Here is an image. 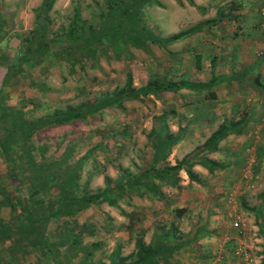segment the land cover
I'll return each mask as SVG.
<instances>
[{
  "label": "rangeland",
  "instance_id": "rangeland-1",
  "mask_svg": "<svg viewBox=\"0 0 264 264\" xmlns=\"http://www.w3.org/2000/svg\"><path fill=\"white\" fill-rule=\"evenodd\" d=\"M40 1L1 0L0 2L3 4L0 8V22L3 23L0 28V175H4L0 176V188L10 192L11 182L15 181L14 178L6 176L8 166L5 155L2 154L1 144L3 140H7L10 146L9 152L15 156L17 175L23 171L29 175H37L34 170L45 167V172L39 174L42 178V175L48 172L61 175L60 173H64L65 169L72 167L73 170L76 167L78 192L75 193L79 196L82 189H85L84 182L88 189L86 175H118V169L126 167L135 171L136 162L133 157L135 149H140V144L145 140L146 129L156 119L155 116H151L152 96L160 98L159 102H155L158 106L157 111L168 105L175 107L177 97L162 90L156 95L148 94L144 98H124L119 105L100 110L87 116L86 120L71 119L61 124L31 129L29 141L19 136L18 124L16 126L17 122L13 120H19L18 117H21V120L31 121L64 110L66 105L111 93L112 90L121 88L126 81L133 89L144 85L150 79L173 82L180 78V75L170 69L174 61L177 64L181 62L180 67L184 72H189L195 57L187 56L186 52L181 51L185 49V40L178 43L169 42L166 45L156 42H147L141 46L127 44L123 49L121 48L117 56L115 52L117 46L107 41L103 45V52L97 48L94 60L84 58L76 62L73 67L61 61V58L52 56L51 52L45 56L49 58L42 57L36 63L27 66L29 57L33 58L31 49L34 44L25 41V37L29 36L33 27L34 11ZM75 7L81 18L98 25L103 18L105 3L104 0H52L47 12L50 34L57 31L60 26L68 25ZM214 9L215 4L208 0H157L156 3L145 4L139 10L147 30L164 40L171 34L199 25L201 17L213 12ZM199 27L200 25L197 26ZM25 47L28 51L25 61L21 63L20 59L19 65L16 66L15 57L21 52L20 49ZM58 48L57 45L54 47L56 50ZM174 109L176 108H173V111ZM171 115V117L165 116L167 125L174 124L175 119L181 122L179 117ZM29 151L33 155L32 162L27 157ZM84 155L87 158L77 167V161ZM59 159L63 162L51 165L47 163ZM247 167L251 170L253 165ZM26 177L28 175L18 179L19 182L16 183L19 189L16 198L10 196L0 204V222L7 221L12 231L17 230L18 233L15 239L0 238V264H74L76 262L82 264L73 258L75 250H66L61 239L57 243L48 240L59 233L62 234L66 220H75L77 224L81 222L88 224L87 221H93L99 227L103 225L102 229L105 225H112L114 221L122 222L124 225L127 222V219L124 220V212L116 215L110 212L104 203L94 206L91 211H79L72 217L61 215L57 217L61 206L52 205L47 196H33L31 189H28L29 181ZM195 177L196 179L191 177L189 180L184 175H174V183L166 182L160 185L163 193L167 194L163 195L166 198L163 201L164 206L178 208L179 205L186 204L187 209L190 210L188 214L184 212L188 233L194 230L192 235L194 233L197 235L195 241L202 244V247L214 256L207 263L231 264L229 263L231 260L232 264H260L256 251L260 252L264 244L261 238L264 227H258V217L254 208L264 204L262 196L264 175H195ZM132 196V202H129V206L123 205V210L132 212L136 207H142L136 206L139 200L133 194ZM39 197L42 198L40 204L35 203L33 200ZM6 206L13 210L8 211ZM207 206L212 209L205 210ZM26 208L32 213L28 220L29 224L19 223L16 215L20 209ZM51 209L53 210L50 211ZM165 215L166 213L159 215L157 221H162ZM230 215L235 216L237 220L231 221ZM33 219L37 223L31 224ZM23 221L25 222L24 217ZM200 221L203 223V228L195 229L194 225ZM228 222L232 226L233 222H236L237 225L233 228L238 229V232L230 228ZM19 228L30 241L39 235L42 242H49V245L42 248L40 247L42 242L25 243L23 241L25 235L19 236ZM45 230H48V237L44 235ZM133 232L130 230L128 234L131 235ZM99 235L92 240L95 241L99 237L100 242V245L91 250L89 259L93 257V264L106 263V256L110 250H114L113 242L117 239L114 234L111 236L100 232ZM130 239L133 237L130 236ZM231 239L234 240L233 243L230 242ZM190 246L193 247L192 251L195 248L197 252L199 251V245L190 244ZM131 249L130 241L121 244V252ZM200 260L191 256L188 262L204 264L201 257Z\"/></svg>",
  "mask_w": 264,
  "mask_h": 264
},
{
  "label": "crops",
  "instance_id": "crops-1",
  "mask_svg": "<svg viewBox=\"0 0 264 264\" xmlns=\"http://www.w3.org/2000/svg\"><path fill=\"white\" fill-rule=\"evenodd\" d=\"M208 1L215 4L214 11L201 17L199 28L174 41L178 43L185 40V49L181 51L186 52L187 56H199L198 61L193 60L189 72H184L180 67L181 62L177 64L174 61V64L170 66L175 74L180 75L179 79L173 80L177 87L167 90L177 97L175 107L168 105L157 111L158 106L155 102H159L160 98L152 96L151 116H155L156 119L146 129L145 140L140 144V149H135L133 155L136 162L135 171L126 167L118 169V175H86L88 193H94L106 187L104 176L108 177V185L112 193L116 191L117 186H120L121 197L116 199V206L110 205L106 200L98 204L104 203L108 210L116 215L124 212V220L127 219L125 225L114 221L112 225H105L104 229H102L103 225L99 227L95 225V222L87 221V228L92 227L95 233L82 241L87 244L86 250L90 248L88 245L100 232L111 236L114 234L117 236V239H114L115 243L113 242L114 247L117 246L120 249L118 256L116 253L118 260L133 251L135 238H140L144 244H147L152 241L154 235L168 229V232L174 233V237L171 236L167 243L176 249L170 256H167L166 260L158 264H189L188 260L191 256L199 260L201 257L205 264L214 256L206 251L202 244L196 241L189 242L194 230L188 233L185 227L187 219L185 215L190 210L183 203L177 209L183 208L184 210L174 214L176 207L164 206L163 201L166 198L163 195L167 194L163 193L161 186H157L158 180L153 178L154 174H152L156 172L152 170L153 172L145 175L144 178V170L150 169L151 165L156 171L161 170L164 165L174 166L182 159L176 172L169 171L171 175H184L189 180L191 178L188 175H192V179H196L195 175H264V53H258L262 41L258 9L264 0ZM173 108H176L175 111ZM170 113L176 118L179 117L181 122L175 119L174 124L167 125L165 116L171 117ZM220 126H223L225 134L217 141L215 147L203 146L205 139ZM152 130L153 132L149 134ZM164 136L170 139L169 143L167 142V154L164 160L158 158L152 164V157L161 155V151L158 152V145ZM247 165H253L252 169L249 170ZM21 176L24 178L25 175H14L13 177L21 178ZM42 176L41 178V175H28L26 177L29 181L28 186L32 182L41 183L42 180L48 178L49 182L44 184L45 190L40 188L41 190L36 195L47 196L48 200L53 203L52 205H55L61 198L59 196L62 195L56 183L63 182V175ZM150 176L151 181L156 185L155 188L147 186L149 183L146 181H149ZM73 180L77 181L78 175ZM132 181H137L134 188L128 185ZM73 187L74 185L70 183L66 187V192L73 194L75 192ZM132 194L139 200L136 206L142 207H136L132 212L125 211L123 205L129 206V202H132ZM98 204H90L84 211H91ZM211 209L212 207H208L205 210L210 211ZM185 211L186 214H184ZM254 212L258 217V227H264V204L255 207ZM164 213H166L165 218L157 221L158 216ZM230 218L232 221L235 216L230 215ZM202 224L200 221L194 225L195 229L203 228ZM228 226L238 232L232 224L229 225V222ZM130 230L135 233L129 235ZM205 234L208 233L205 232ZM44 235L49 236L48 230H45ZM130 236L133 239H130ZM89 237L92 238L89 239ZM261 238L264 241L263 235ZM48 240L57 243L60 235L57 234ZM95 241H99V237ZM129 241L132 249L121 252V244H127ZM41 242L40 238L39 243ZM230 242L233 243L234 240L231 239ZM66 243H64L65 248ZM190 244L199 245V251L197 252L196 248L192 251L193 247ZM112 251H109L106 263L103 264H108L112 259ZM256 253L259 260L264 257V244L260 252L256 251ZM82 254L75 255L73 257L75 261H79ZM90 256H87V262L93 264V257L89 259ZM129 261L131 258L125 259L123 263L130 264ZM229 263L232 264V261L229 260ZM199 264L202 263L199 262Z\"/></svg>",
  "mask_w": 264,
  "mask_h": 264
},
{
  "label": "trees",
  "instance_id": "trees-1",
  "mask_svg": "<svg viewBox=\"0 0 264 264\" xmlns=\"http://www.w3.org/2000/svg\"><path fill=\"white\" fill-rule=\"evenodd\" d=\"M156 2L157 0H104L105 10H103V18L98 25H93L89 23L87 19L81 18L79 11H77L75 7V10L72 13L68 25L60 26L57 31L50 34L48 27L47 12L51 7L52 0H41L38 8L34 11L33 27L29 32V36L25 37V41H27L29 44H34V47L31 49V52L33 53L32 57L34 59H31L29 57V59L27 60L28 64H26L27 66H30L32 63H36V61L40 60V58L42 57L43 59L49 58L45 56L48 55V53L50 54L51 52L52 56L61 58V61H64L67 63V65L73 67L74 64L76 65V62H78L79 60H83L84 58H90L91 60H94L97 48L98 50L103 52V45L107 41H110V43H115V45L117 46V49L115 51L117 56L120 53L121 48L123 49L127 44H131L133 46H141L146 44L147 42H156L159 44L166 45L167 43L173 42L176 39L188 34L193 29H197V26H199L196 24V26H194V28L192 29H187L185 31H179L175 34H171L164 40L159 39L152 32L147 30V27L141 19L139 10L145 4ZM2 7L3 4L1 3L0 8ZM2 24L3 23L0 22V28H2ZM56 45L59 46L57 50L54 49ZM20 50L21 52H19V54L15 57L17 61L15 63L16 66L19 65L20 59L21 63L25 61L26 53L28 52L26 50V47L25 49L22 48ZM35 57H37V59H35ZM198 57L199 56L195 55L196 62L198 61ZM176 87V83L171 81H159L156 79H150L144 85L133 89L130 87V83H127L126 81L121 88L117 90H112L111 93H106L105 95L101 94L98 97H94L92 100L84 99L82 101H79L77 104L66 105L64 110L49 113L44 115L43 117L32 119L31 121H26L25 119L21 120V117H18L19 120H13V122H17L15 123L16 126L18 124V128L20 130L19 136L22 137L24 140L29 141L31 139L32 134L31 129H38L43 126L48 127L52 125H57L63 122H67L71 119L86 120L87 116L89 115L91 116L107 107L119 105L120 101L124 98H144L148 94L156 95L162 90L167 91ZM2 115L4 116V113ZM10 122H12V120H10ZM152 132L153 130L149 131V134H151ZM224 134L225 130L223 126H220L218 129L212 132L207 139H205V141L203 142V146H209L210 148H214L217 141ZM6 141L7 140H3L4 144H1L2 154L5 155L4 158L6 159V163L8 166L6 168V176L8 175L10 178H14L13 176L17 175L15 173V156L9 152L10 146ZM169 141L170 139L168 138V136H164L161 143L158 145V152L161 151V153L159 152L161 155L160 157L159 155L158 157H152V164L156 162L158 158L164 160L167 154V146ZM26 146L27 145H25V147ZM32 156L33 155L29 151L27 157L30 162L33 161ZM86 158V155L81 156L76 163L77 167L79 166V163H81V161L85 160ZM181 161L182 159L177 161L174 166L164 165L161 170L157 171L151 165L149 167L150 169L144 170L143 176L145 178V175H150L149 173L153 172L152 170H154L156 173L153 172L152 174H154L153 178L155 177L158 180V187L166 182L174 183V175H171V172L169 171L174 170L176 172V170L179 168V164L181 163ZM50 162L51 161L47 163L51 165L56 163H62L63 161L59 159L52 163ZM76 169V167H74L73 170L72 167H70L68 170L65 169L64 173H60L61 175H64L62 179L63 182L56 183L58 189L61 190L60 192H62V196L59 199V202L55 203V205L58 204L59 206H61L60 211L57 212V217H59L60 215L72 217V215H75L79 211H83L84 209H86L90 204H98L99 202L104 200L110 203V205L116 206L115 201L116 199L121 197V194L119 192L121 189L120 186H117L116 191L112 193L108 185V177L106 176L103 177V180L106 183V187L101 190H97L94 193H88V190L86 188V182H84L85 189H82V193H80V195L78 196V194H76L78 192V185H76V181L73 180L77 176L75 172ZM34 171L38 173L37 175H39L45 172V167H38ZM23 172L19 175H29L28 173H25V171ZM45 175H55V173L48 172ZM188 176L190 178L192 177V175ZM14 179L16 180V182L13 181V183H11L12 190L10 192L4 191L3 188H0V195L2 196L0 198V204L3 200H8L10 196L15 197L18 194L17 190L19 189L18 186H16V183L19 182L18 179L20 178ZM148 180L149 181H146L149 183L147 184V186L149 185L155 188L156 185L151 181V176ZM48 182V178L42 180L41 183L39 181L32 182L29 185L28 189H31L32 194L35 193L34 195H36V193L41 189L45 190L44 184H47ZM70 183L71 185H74L73 189H75V192L77 191L76 193L74 192L73 194H70L66 192V187L70 185ZM136 183L137 181H132L129 182L128 185L130 188H134V185ZM41 200L42 198L39 197L33 201L35 203H40ZM59 206L57 207V209L59 208ZM6 207L8 208V211L13 210L8 206ZM182 210L184 209L175 208L174 212L180 213L182 212ZM18 212L19 213L16 216L19 220V223L29 224L28 220H30V216H32L30 210H28L27 208L20 209ZM23 217L25 222L23 221ZM53 217L54 215L52 216V218ZM57 217L55 219H57ZM35 221L36 220L33 219L31 224L37 223V221ZM66 222L67 223L63 224L62 234L60 235L59 233L61 241H63V243L68 242V244L66 243L65 249L75 250L73 252L74 255L83 253V255H80L79 261L82 264H88V259H86L87 256L89 257L91 255L92 248L97 247L100 242L92 241L89 244L90 248L86 250L87 244L82 243V241H84L87 236H92L95 233V229L93 230L92 227L87 228V224L83 222L77 224V221H71V219L66 220ZM7 223V221H5V223L0 222V238L2 237V239H8L9 237H11L12 239H15V236L18 235V233H16L17 230L12 231V229ZM19 232V236L21 234L25 235L24 231L20 228ZM38 236L39 235L35 236L30 241L27 235H25L23 241L25 243L30 241L29 243L31 244H38L39 239L41 238ZM171 236L174 237V233L168 232L167 229L165 232H160L159 234L154 235L152 241L147 244H144L140 238H135L133 251H131L126 256L120 257L118 260L116 259V253L118 256L119 247L116 246L115 250L111 252L112 259H110L108 264H126L123 263V261L127 258H131V261H129L130 264H158L159 262L166 260L167 256H170V254L173 253L174 249H176L167 243L168 240H170L169 238ZM196 237L197 235L194 233L191 236L189 242L195 241ZM33 240L35 241L32 242ZM48 245L49 242H44L40 244V247L44 248ZM260 264H264V257L260 260Z\"/></svg>",
  "mask_w": 264,
  "mask_h": 264
},
{
  "label": "built area",
  "instance_id": "built-area-1",
  "mask_svg": "<svg viewBox=\"0 0 264 264\" xmlns=\"http://www.w3.org/2000/svg\"><path fill=\"white\" fill-rule=\"evenodd\" d=\"M259 19H260V27L262 29V41L259 47L258 53H264V3L258 9ZM237 223L233 222V226H236Z\"/></svg>",
  "mask_w": 264,
  "mask_h": 264
}]
</instances>
